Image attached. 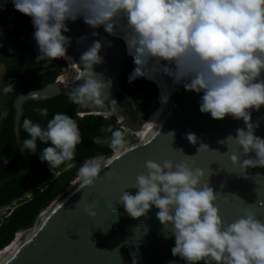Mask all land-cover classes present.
<instances>
[{"label":"clouds","instance_id":"1","mask_svg":"<svg viewBox=\"0 0 264 264\" xmlns=\"http://www.w3.org/2000/svg\"><path fill=\"white\" fill-rule=\"evenodd\" d=\"M7 2L0 0V10ZM11 3L31 17L35 29L32 36L38 49L36 63L70 58L67 47L71 38L64 35L69 31L68 21L83 17L92 28L102 25L109 34L124 39L127 52L133 57L135 68L129 82L144 77L163 83L160 77L167 75L174 84L182 83L186 90L202 93L201 113L214 119L230 114L247 125V129L237 128L235 136H228L234 137L239 145L231 161L245 172L249 167L264 166V137L254 133L250 111L264 105V0H11ZM104 43L110 46L111 42L93 41L82 53L80 62L86 71L77 80L83 78L85 82L70 86L69 99L82 107L100 106L109 96L105 90L110 82L98 79L93 71L95 64L103 62L100 51ZM13 90L14 84L6 81L0 93L9 94ZM169 98L170 92L164 87L162 103ZM37 112L41 117L49 116L46 107L38 108ZM103 115L109 117L107 113ZM116 117L118 121L123 119L120 114ZM22 128L28 137L23 139L21 152L36 154L38 141L50 142L39 151V159L46 161L52 171L72 160L76 146L82 141L76 120L62 112L54 113L44 126L25 118ZM107 131L111 133L109 147L113 158H117L127 151L124 133L110 127ZM169 133L174 137V132ZM186 138L198 144L197 152L211 149L195 133H187ZM253 151L255 158L249 156ZM242 155L248 158L241 160ZM99 158L87 159L78 168L81 185L91 186L100 176L105 163ZM194 164L190 159L179 163L147 160V171L138 174L131 186L138 191L135 194L123 191L118 202L133 218L147 215L153 206L159 209L156 217L166 229L165 238L174 237L172 255L187 264L199 261L264 264V221L247 207L241 216L225 225L216 206L217 195L210 186V176L205 181V171ZM88 212L96 215L91 207ZM132 256L133 264H138L137 253ZM0 264L6 261L0 259Z\"/></svg>","mask_w":264,"mask_h":264},{"label":"water","instance_id":"2","mask_svg":"<svg viewBox=\"0 0 264 264\" xmlns=\"http://www.w3.org/2000/svg\"><path fill=\"white\" fill-rule=\"evenodd\" d=\"M67 24L69 31L64 35L71 38L67 56L79 68V77L86 71L80 62L82 53L93 41H110V46L104 43L100 51L103 62L93 66L98 79L110 82L105 90L109 96L104 102L112 96L123 97L142 116L140 124L133 130L149 134L157 129L146 142L136 140L125 145L127 151L119 157L113 158L112 153L102 158L105 168L93 185L83 186L77 177L68 190L39 214L33 225L21 230L26 237L18 243L6 264H133V252L138 255V264H169L170 261L187 264L179 256L172 255L174 237L169 235L165 238L166 229L156 217L159 209L153 206L147 215L133 218L118 202L123 191L133 194L138 191L131 186L138 174L147 171V160H170L173 163L186 159L194 161V167L205 171V181L210 176V186L217 195L216 206L225 225L241 216L247 207H251L257 218L264 221V166L249 167L245 172L230 159L239 150V145L234 137L228 136H235L237 128L247 129L243 119H234L230 114L223 119H214L208 113H201L199 104L202 93L188 91L182 83L174 84L172 77L167 75H163L166 83L162 77L160 80L163 83L147 79L152 86L147 88L151 96L145 99L148 106L143 111L138 104L143 100V93L132 94L121 85L126 64L129 59L133 60L124 39L120 35L109 34L102 25L92 28L83 17ZM84 82L83 78L70 83L55 80L44 88L26 90L15 98L14 128L19 148L23 142L20 125L25 102L60 94L69 97L71 87ZM166 86L171 94L169 106L168 102L161 101L162 89ZM250 111L254 133L264 137V105L259 110L252 108ZM169 132H174V137ZM189 132L195 133L211 149L197 152L198 144L194 145L186 138ZM22 153L25 167L0 180V186L29 169L27 150ZM186 155L194 156L189 158ZM249 156L255 158V151ZM246 158L241 156V160ZM89 207L94 209L95 216L89 214ZM16 236L0 252L13 245ZM196 264H204V261Z\"/></svg>","mask_w":264,"mask_h":264},{"label":"trees","instance_id":"3","mask_svg":"<svg viewBox=\"0 0 264 264\" xmlns=\"http://www.w3.org/2000/svg\"><path fill=\"white\" fill-rule=\"evenodd\" d=\"M4 25L8 26L0 35V44H2L0 65L4 66L8 82L14 84V90L5 96H0V112H4L0 114V180L22 170L26 162L15 136V98L26 90L44 88L57 80L63 74V68L67 67V62L62 58L59 64H46V60L36 63L38 49L32 36L35 29L31 17L16 10L11 0H8L5 8L0 10V27ZM134 68L133 60L129 59L125 68L129 76ZM136 79L152 87L147 83V78ZM125 101L123 97H119L116 101L105 104L109 105V109H113V105L119 108ZM44 107L49 110L47 118L41 117L37 112L38 108ZM93 108L94 106L82 107L75 104L65 94L25 102L20 125L22 141L28 137L22 128L25 118H31L44 126L46 120L56 112L66 113L76 120L82 141L76 146L74 158L63 162L53 171L46 161L42 162L39 159V151L49 146L50 142L46 144L38 141L36 154L27 151L30 158L29 169L21 176L0 186V207L18 204L0 224V250L12 242L17 232L16 238L22 233L21 230L33 225L39 214L69 189L71 183L78 177V168L85 160L109 156L113 153L109 143L104 142L111 138V133L107 129L109 127L113 130L120 129L124 133L123 128L116 116L105 117L90 113ZM85 110L88 113L84 116L77 115V111ZM125 140L126 145L133 142L127 138Z\"/></svg>","mask_w":264,"mask_h":264},{"label":"flooded vegetation","instance_id":"4","mask_svg":"<svg viewBox=\"0 0 264 264\" xmlns=\"http://www.w3.org/2000/svg\"><path fill=\"white\" fill-rule=\"evenodd\" d=\"M82 66V65H81ZM121 85L124 87L127 91H129L132 94L139 95L140 92L143 93L144 97L142 98L143 100L141 102H138V104L141 106L143 111L146 110V107L148 106L147 97L151 96L147 92L148 86L146 84H142L139 80L135 79L132 82H129V72L125 71L122 76H121ZM119 98V96H112L109 98V100L103 102L102 105L100 106H94L92 112L90 113H99L101 115L107 113L109 116L110 115H118L116 111L122 113L121 115L123 116V119L119 120L118 123L124 127L128 126L130 128L136 127L140 124V121L142 119V116L138 112L137 109L134 108V106L128 102L127 100L124 102V105L119 108L109 109V105L105 103H112L114 99ZM81 113H88L86 110L85 111H77V115L81 116ZM135 134L138 135V132L134 131ZM143 134V133H142ZM151 137V136H150ZM141 140V138H140Z\"/></svg>","mask_w":264,"mask_h":264},{"label":"rangeland","instance_id":"5","mask_svg":"<svg viewBox=\"0 0 264 264\" xmlns=\"http://www.w3.org/2000/svg\"><path fill=\"white\" fill-rule=\"evenodd\" d=\"M8 25H4V26H1L0 27V30H3L4 28H6ZM60 58H56L55 60H46V64H59L60 63ZM75 71H73V69L71 68H67V67H64L63 68V77L67 78V79H72L74 76H75ZM6 81H8L7 79V75H6V71H5V68L3 65H0V88H2L4 86V84L6 83ZM7 94H3V93H0V96H5ZM4 112H0V114L2 115ZM120 117V116H119ZM124 131V137L127 138V139H130L132 140L133 142L136 141L135 138H137L135 136V133H133V128H130L128 126L125 127V129L123 130ZM137 132V131H136ZM138 140H140L141 137L143 136H146L148 138H150V133L149 134H142V133H139L138 132ZM142 140V138H141ZM102 141V140H100ZM104 142H110V140H104ZM127 147V146H125ZM102 158V157H101ZM99 158V159H101ZM18 206V204L14 203V204H11L10 207L8 206H4V207H0V224L2 221H4L9 215H10V212H12L16 207Z\"/></svg>","mask_w":264,"mask_h":264},{"label":"bare ground","instance_id":"6","mask_svg":"<svg viewBox=\"0 0 264 264\" xmlns=\"http://www.w3.org/2000/svg\"><path fill=\"white\" fill-rule=\"evenodd\" d=\"M61 58L65 59L64 57H61ZM65 60L68 61V67L71 68V69H73V71H75V72H74V73H75V76H74L72 79H67V78H65V77H61V80L70 83V82H72V81H74V80H77V79L79 78L80 71H79V68L76 66V64H75L71 59L68 58V59H65ZM161 77H162V79H163V80L165 81V83H166V80L164 79L163 75H162ZM166 87H167V86H166ZM167 89H168V88H167ZM168 91L170 92L169 89H168ZM170 99H171V94H170V98H169V100H168V106H169V104H170ZM158 126H159V125H158ZM158 126H157V127H158ZM156 129H157V128H156ZM156 129H155V130H156ZM155 130L152 131V132L150 133L151 136L154 134ZM143 134H145V133H143ZM141 138H142V141H143V142H146L147 140L150 139V138H148V137H146V136H143V137H141ZM43 220H44V219H43ZM44 221H45V220H44ZM25 237H26L25 233H23V232L20 233V234L18 235V237L16 238V241L14 242L13 245H11L10 247H8L7 250H4V251H1V252H0V259L5 260L6 263H7V261H8V260L10 259V257L12 256L14 249L18 246V243L22 240V238H25Z\"/></svg>","mask_w":264,"mask_h":264},{"label":"built area","instance_id":"7","mask_svg":"<svg viewBox=\"0 0 264 264\" xmlns=\"http://www.w3.org/2000/svg\"><path fill=\"white\" fill-rule=\"evenodd\" d=\"M61 77H62V76H61ZM135 136L138 138L137 134H135ZM137 138H135V139H137Z\"/></svg>","mask_w":264,"mask_h":264}]
</instances>
